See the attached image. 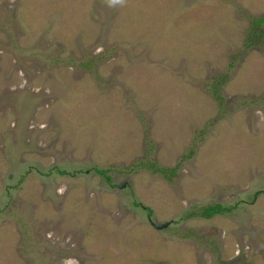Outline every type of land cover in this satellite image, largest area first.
<instances>
[{
	"label": "rangeland",
	"instance_id": "rangeland-1",
	"mask_svg": "<svg viewBox=\"0 0 264 264\" xmlns=\"http://www.w3.org/2000/svg\"><path fill=\"white\" fill-rule=\"evenodd\" d=\"M263 14L0 0V264H264Z\"/></svg>",
	"mask_w": 264,
	"mask_h": 264
},
{
	"label": "trees",
	"instance_id": "trees-1",
	"mask_svg": "<svg viewBox=\"0 0 264 264\" xmlns=\"http://www.w3.org/2000/svg\"><path fill=\"white\" fill-rule=\"evenodd\" d=\"M263 21H264V14L261 16L260 19H255V25H257V27L260 28L261 27L260 25L263 23ZM259 35H262V34H259ZM254 38H255V35H253V33H251V31H250L249 36L247 38V41L245 42L247 47H251V41H253ZM233 65H234V62H231L229 65V68H232ZM222 74L224 77H228V75H229L228 72L222 73ZM214 92L216 93V98L220 101V103H222L223 102L222 95L218 92L217 89H215ZM193 154H194V150L190 149L189 153H187V155L184 156V158L191 157ZM140 165H145V167H150L154 172L162 173L165 177H167L169 179L178 170V164L172 168L159 166L155 162H153V163L152 162H140ZM99 171L104 172V170H102V169H99ZM258 193L259 192H257L256 195H258ZM136 204L140 205V203H137V202H136ZM232 208H233V206L224 207V205H222L220 203H216V204L207 205V206L203 207L201 214L203 216L211 218L218 213H223L227 210H231ZM147 210L150 211L149 207H147ZM150 214H152L151 211H150Z\"/></svg>",
	"mask_w": 264,
	"mask_h": 264
},
{
	"label": "water",
	"instance_id": "water-1",
	"mask_svg": "<svg viewBox=\"0 0 264 264\" xmlns=\"http://www.w3.org/2000/svg\"><path fill=\"white\" fill-rule=\"evenodd\" d=\"M121 188L124 187L125 185H119ZM152 224L157 228V229H163V228H166L168 227L169 225V222L167 223H160V224H157L155 222L152 221Z\"/></svg>",
	"mask_w": 264,
	"mask_h": 264
},
{
	"label": "clouds",
	"instance_id": "clouds-1",
	"mask_svg": "<svg viewBox=\"0 0 264 264\" xmlns=\"http://www.w3.org/2000/svg\"><path fill=\"white\" fill-rule=\"evenodd\" d=\"M125 2V0H108V4L110 7H114L116 5H123V3Z\"/></svg>",
	"mask_w": 264,
	"mask_h": 264
}]
</instances>
